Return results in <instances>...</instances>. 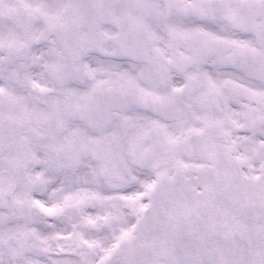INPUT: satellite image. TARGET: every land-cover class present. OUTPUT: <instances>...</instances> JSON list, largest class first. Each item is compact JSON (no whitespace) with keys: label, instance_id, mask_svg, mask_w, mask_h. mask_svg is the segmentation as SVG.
I'll return each instance as SVG.
<instances>
[{"label":"snow or ice","instance_id":"1","mask_svg":"<svg viewBox=\"0 0 264 264\" xmlns=\"http://www.w3.org/2000/svg\"><path fill=\"white\" fill-rule=\"evenodd\" d=\"M0 264H264V0H0Z\"/></svg>","mask_w":264,"mask_h":264}]
</instances>
